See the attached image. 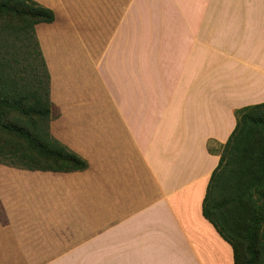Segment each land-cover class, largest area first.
<instances>
[{
  "label": "crops",
  "instance_id": "0c3cea01",
  "mask_svg": "<svg viewBox=\"0 0 264 264\" xmlns=\"http://www.w3.org/2000/svg\"><path fill=\"white\" fill-rule=\"evenodd\" d=\"M36 1L56 15L37 25L42 40L43 29H86L85 17L105 26L124 4L138 16L142 0ZM163 1L178 7L158 8L156 16L176 22L142 29L137 22L130 40L106 44L110 55L96 82L88 63L93 46L105 42L73 35L61 40L57 62L47 59L61 112L52 133L89 167L0 164V264H11L5 257L13 254L235 264L232 246L202 207L236 110L264 102V0ZM81 71L88 83L79 81ZM13 239L49 242L13 252Z\"/></svg>",
  "mask_w": 264,
  "mask_h": 264
},
{
  "label": "trees",
  "instance_id": "16d2710c",
  "mask_svg": "<svg viewBox=\"0 0 264 264\" xmlns=\"http://www.w3.org/2000/svg\"><path fill=\"white\" fill-rule=\"evenodd\" d=\"M55 18L36 0H0V164L52 172L89 167L51 130L61 112L37 25ZM236 118L202 211L232 246L235 264H264V102L237 109Z\"/></svg>",
  "mask_w": 264,
  "mask_h": 264
},
{
  "label": "rangeland",
  "instance_id": "374dc122",
  "mask_svg": "<svg viewBox=\"0 0 264 264\" xmlns=\"http://www.w3.org/2000/svg\"><path fill=\"white\" fill-rule=\"evenodd\" d=\"M167 6L178 7V2L163 0H142L140 1L138 16L136 14H134V16L130 15L131 12H128L129 4H124L123 14L121 15V13H119V15L113 16L109 20L107 25L104 26L102 24V26L100 23H98L99 17H85L86 19H90L91 23L85 25L87 27L86 29L82 28L81 31L76 32L70 31L69 33L61 34V32H57V30L54 29H43L40 31L42 33V40H40L39 38L41 48L43 50L46 60L48 59L51 62L52 59L53 62H57V47L60 46V48H63L61 45V40H73L72 36L76 35L79 37V40L92 42V45L96 44L98 41L100 42V45L105 42L103 44V47L101 48L93 46V51H96V56L95 58L91 59L90 63H88L89 68H91L90 74L92 77H94V81L96 82L99 79V66L101 65L104 57H108L110 55H107V49L105 48V45L109 44L110 42L118 43L119 41L123 42L126 40H130L132 38L133 24L137 22L140 24L141 29L145 28L146 26L144 25L146 24L176 22L174 20V17L156 16L155 13L159 11H157L156 9ZM127 12L129 14H126ZM8 21H11V19H8ZM85 23L89 22L86 21ZM101 26L103 29H100ZM59 34H61V37L58 36ZM114 50L115 48L113 49V51ZM88 78L89 74H86L84 76L81 71V74L79 75V81L84 80V82L88 83ZM47 242L49 241L13 239V252L19 251V249H16V247H20L18 245L27 244L28 246H30L37 243ZM119 258L121 260V257L13 254L11 257L6 256L5 261L7 263L10 259L11 264H116Z\"/></svg>",
  "mask_w": 264,
  "mask_h": 264
}]
</instances>
